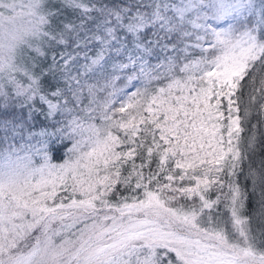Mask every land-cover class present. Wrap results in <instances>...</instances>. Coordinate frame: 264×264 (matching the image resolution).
Returning a JSON list of instances; mask_svg holds the SVG:
<instances>
[{
  "label": "snow or ice",
  "instance_id": "snow-or-ice-1",
  "mask_svg": "<svg viewBox=\"0 0 264 264\" xmlns=\"http://www.w3.org/2000/svg\"><path fill=\"white\" fill-rule=\"evenodd\" d=\"M0 7V133L28 161L0 169V264H55L52 236L99 213L85 264H264V0L50 2L22 74L35 22Z\"/></svg>",
  "mask_w": 264,
  "mask_h": 264
},
{
  "label": "trees",
  "instance_id": "trees-1",
  "mask_svg": "<svg viewBox=\"0 0 264 264\" xmlns=\"http://www.w3.org/2000/svg\"><path fill=\"white\" fill-rule=\"evenodd\" d=\"M5 2L6 3L9 2V0H5ZM14 2L17 5L16 8L17 12L21 11L22 9L27 10L29 0H14ZM50 2L58 4V3H62L63 0H39V6L33 11V14L25 15L28 19L35 22V31L26 33L24 35L23 40L17 46V49L11 60L12 65L16 68L17 71L21 72V74L23 69L26 67L25 58L31 52L32 48L36 47L40 42L39 34L41 32H46L48 30V24L47 23L40 24L38 18L43 16L45 17L46 20L48 19V5ZM0 13H3L4 15L13 14L12 10L6 7H0ZM44 51H46V49ZM48 56L50 60L51 54L49 53ZM4 78H5V74L3 72H0V79H4ZM17 78H19V76ZM122 85H123V81H118L116 87H120ZM110 91L111 89H107V88L98 91L96 96V104H93L92 107L93 108L97 107L99 102L103 101ZM83 103L87 105L89 103V98L85 97ZM95 115L99 117L98 112L95 113ZM95 123L97 125H100L101 120L98 118L95 121ZM2 136L3 133H0V169L7 171L8 168L11 166V162H17V157L21 158L18 161L21 165L28 164V161L24 159V157L27 154L23 151H18L19 144H17L16 141L13 140H8L3 142ZM68 146L70 147V145ZM64 151H66V149H61L60 151L57 152H50V155L53 156L54 163L62 162ZM40 163L41 161L38 157L33 156L31 158L32 167L38 166ZM248 185H249V191H251V181L248 182ZM258 200H259V188H257L255 200L252 201L251 204H249V210H251V207L253 206V204H255V201ZM255 206L258 207V204ZM114 214L115 213H107V215H114ZM104 215H106V213H99L96 216H89L87 219L74 224L72 228L61 229L58 233L53 235L51 247L56 249L59 253L55 264H85L84 253L81 252V230L84 229L86 225L101 224L102 223L101 217H103ZM103 223L110 224L111 221H105ZM55 227L58 228L59 225H56ZM39 235L40 232L35 231L32 234V236L25 238L24 240L18 241L17 247L22 249L25 248L26 245L28 247L35 245L36 244L35 237ZM47 259L48 256H45L44 260L47 261Z\"/></svg>",
  "mask_w": 264,
  "mask_h": 264
},
{
  "label": "rangeland",
  "instance_id": "rangeland-1",
  "mask_svg": "<svg viewBox=\"0 0 264 264\" xmlns=\"http://www.w3.org/2000/svg\"><path fill=\"white\" fill-rule=\"evenodd\" d=\"M21 11L25 12V15L27 14V10L26 9H22ZM20 12V11H19ZM13 15V14H12ZM21 16L18 17L16 20V24L14 25V27L16 28H20L21 30L23 29V26L27 25L29 23V21H31L30 19H28L26 16ZM5 16H10V15H5Z\"/></svg>",
  "mask_w": 264,
  "mask_h": 264
},
{
  "label": "clouds",
  "instance_id": "clouds-1",
  "mask_svg": "<svg viewBox=\"0 0 264 264\" xmlns=\"http://www.w3.org/2000/svg\"><path fill=\"white\" fill-rule=\"evenodd\" d=\"M5 26L9 27V28L12 27V25H10V24H6ZM0 34H3V28H0ZM41 264H44V262L42 261Z\"/></svg>",
  "mask_w": 264,
  "mask_h": 264
}]
</instances>
